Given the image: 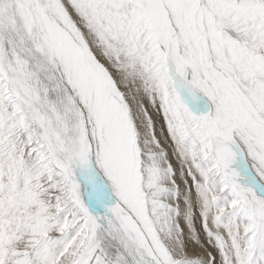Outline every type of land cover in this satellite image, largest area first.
<instances>
[{
    "label": "snow or ice",
    "instance_id": "snow-or-ice-1",
    "mask_svg": "<svg viewBox=\"0 0 264 264\" xmlns=\"http://www.w3.org/2000/svg\"><path fill=\"white\" fill-rule=\"evenodd\" d=\"M0 264H264V0H0Z\"/></svg>",
    "mask_w": 264,
    "mask_h": 264
},
{
    "label": "rangeland",
    "instance_id": "rangeland-1",
    "mask_svg": "<svg viewBox=\"0 0 264 264\" xmlns=\"http://www.w3.org/2000/svg\"><path fill=\"white\" fill-rule=\"evenodd\" d=\"M186 97H188L190 99H191V97L187 96L186 94L183 95V99L187 103L188 100L186 101ZM188 103H189L188 105H189L190 109L193 110L197 115L206 114L207 111H210L211 107H212L211 102L208 101L207 98L203 97V96L199 97L198 106H197V104H194L191 101H189Z\"/></svg>",
    "mask_w": 264,
    "mask_h": 264
},
{
    "label": "bare ground",
    "instance_id": "bare-ground-1",
    "mask_svg": "<svg viewBox=\"0 0 264 264\" xmlns=\"http://www.w3.org/2000/svg\"><path fill=\"white\" fill-rule=\"evenodd\" d=\"M188 100V101H187ZM186 101H187V103L189 102V101H191L192 102V100L190 99V98H188V97H186ZM193 103V102H192ZM189 104V103H188ZM193 105V104H192Z\"/></svg>",
    "mask_w": 264,
    "mask_h": 264
}]
</instances>
